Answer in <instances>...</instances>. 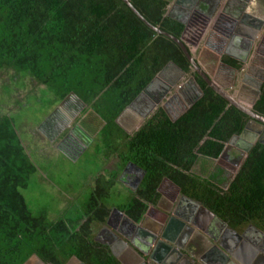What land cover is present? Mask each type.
Masks as SVG:
<instances>
[{"label": "trees", "instance_id": "16d2710c", "mask_svg": "<svg viewBox=\"0 0 264 264\" xmlns=\"http://www.w3.org/2000/svg\"><path fill=\"white\" fill-rule=\"evenodd\" d=\"M171 1L130 0L150 23L181 37L185 24ZM226 62L240 66L229 57ZM171 64L191 72L181 47L123 0H0V88L14 93L17 108L29 85L41 109L74 95L104 121L113 120ZM192 73L202 95L179 115L158 107L117 146L113 165L119 170L110 166L95 175L87 199L79 206L69 201L70 209L54 219L47 211L34 215L27 204L21 189L40 169L14 116L0 105V264L32 258L66 264L72 256L84 264H123L97 236L115 206L108 202L111 191L129 164L141 171V181L116 206L136 222L158 202V186L168 178L229 226L249 222L264 230V144L253 145L228 188L213 181L214 160L250 117ZM260 90L253 110L264 115V81Z\"/></svg>", "mask_w": 264, "mask_h": 264}, {"label": "flooded vegetation", "instance_id": "af4514ba", "mask_svg": "<svg viewBox=\"0 0 264 264\" xmlns=\"http://www.w3.org/2000/svg\"><path fill=\"white\" fill-rule=\"evenodd\" d=\"M221 1H223V3L220 7V14L219 16H216L215 21L211 20L215 7L211 5V11L209 13L194 15V12L190 11L191 18L194 21L200 22V24L202 23L204 25H208L212 22V27L217 31L218 40L224 39L225 36L231 37L235 30H239L241 31V33L246 35L245 37L249 38L245 40H250L251 44L248 46L246 43L240 42L239 48L242 54H236L234 53L236 52L234 51V49L238 48L234 45L232 46V44L228 47V49H226V47H223L222 42H219V46L214 45L211 42L212 47L215 50L218 51L224 48L226 49V53L221 54L219 56L220 59H218L215 54L208 55L205 66L201 67L203 71L206 72L213 80L221 85V87L229 90L236 98L249 99L251 103L253 102L251 105L253 109V105L258 98V93L261 89L262 82L264 81V25L262 30L260 29L259 31H256L254 28L255 25H257L258 27L262 23L259 19L261 18L259 17V14L264 12V0ZM187 3L188 0H178V4L171 7L172 11H174L175 9L183 11L185 15L182 16L185 17L186 21L188 18L187 15L189 13ZM251 9H255V13L256 11L258 12L259 20L250 17L251 14L249 10ZM246 12L249 13L247 14ZM232 14H238V18L232 17ZM251 27L253 29H250ZM254 39L260 40V45L253 46V51L249 54L247 62H240V58H246L245 56L247 55V53L245 54V51L247 52V50L250 49L251 45L255 42ZM208 40L211 41L210 36L207 37L206 42H208ZM225 54H228L230 56H227ZM253 54L255 55L254 57ZM250 56L252 57L251 59ZM228 57L236 60L237 63H240V67H237L238 69H236L235 66L228 64V62H226ZM246 64L248 67L246 68L245 72L247 73L241 71L243 69V66ZM241 65L242 69H239L241 68ZM176 68V66L168 65L161 71L160 74L156 76L150 86L146 90H144L143 93L131 104L130 110L132 112V115L129 116V118L127 116H124L118 119L116 118V120L113 119L104 121L100 119L99 116H97L91 108H87V105L82 101H78L79 99L76 100L74 96H67L64 102L62 101V104H58L55 108L52 107L51 111H49V113L45 117V119H52V125H48L47 127L48 129H51L49 140L52 142V138L55 139L54 136H56L58 131L66 125V119L68 122L72 121L73 119H78V121H76L78 123L80 121L78 115L80 113H83V116L86 115L84 119L88 121L94 118L98 119L96 126L94 125L95 128L88 127L84 121L79 122L78 125L75 124V128L78 127L82 131L83 129H85L84 131L87 132V138L82 139L83 136L81 134L77 135L76 133H74L75 128H73L71 129L73 131H71L64 138V140L59 142L57 145L54 144V146L66 153L68 157L72 158L77 156L85 147H97L98 149H100V151L103 152L104 159H113L114 157H111V155H115L114 153L118 149L117 146L120 145V143L125 139L129 138V136H131L136 130H138L140 125L145 120H147V118L152 115L158 107H163L167 112L173 115L175 114V112H178L176 115H179L187 106L188 102L192 101L195 98H199L202 95L203 92H201L202 90L199 82H197L198 86H196L191 80V77L195 78L192 73L195 71L192 69V67L191 72H184L183 74H181V72ZM195 73L197 74V72ZM184 75L187 76V79L186 81L184 80V82H182L181 78ZM163 76H167V78L162 79L161 77ZM195 80L197 81L196 78ZM179 82L181 83V85H178ZM168 93L170 94L167 95ZM141 98L142 102L140 101ZM73 100H76L78 102V106L76 108H73L72 106L69 107V105H71L70 102ZM84 109L86 110L83 111ZM247 123L249 124L248 132H244V135H242L241 132L240 135L238 134L233 136L229 140V142L226 143L225 149L223 150L222 154L214 160L212 169L209 173V176L213 179V181L217 182L224 188H228L232 183L242 160L247 155L245 154L244 146H246L249 142L251 143L253 137H256V142L261 138L262 133L258 134L259 131L255 124V120H252L250 118ZM113 149H115V151L112 152ZM135 174H140L138 168L134 170V177H136V179L130 181L129 183L125 182V180L121 178V176L119 177L121 183L125 186H128L131 191H136L141 181V177H137V175ZM160 185V187L158 186V192L160 194L159 199L161 201L158 200V205L162 206L165 210H169L170 204H172L173 202L178 204V202H180V197L182 196V194L180 193V191L177 192L176 187L169 182H161ZM116 208L117 207L114 206L110 210V213L108 215V218L110 217V223L108 222V224L114 226L112 222L115 219H120L121 223H123L124 225L127 224L124 228V231L123 229H121L125 234L130 235L132 232L133 234L139 232L144 233L143 229L138 230L136 229V227L130 225L126 219V216L128 218L130 217L124 211H122V214L118 213L117 211H115ZM147 211L149 220L144 224V227H146L147 229H151L154 224H158L160 227H164L160 230L161 232H163L169 224H174V222L171 221L172 219L169 218H167L166 221H163L165 216L162 213H158L156 210L147 209ZM107 221L108 220H106V222ZM178 225L180 224L176 223L175 227ZM112 226L109 227V225L105 223V225L100 229L97 239L102 243L108 244L111 252L112 249L110 246H114L113 248L116 251L117 255L127 264H142V262L144 263L143 260L140 261L136 259L131 251H129L127 248H122L117 245L118 240L112 234V232L115 230ZM180 228V231H178L179 229L177 230L176 228H174L176 230H173L172 228L170 229L173 233H175V235L179 233L177 242L180 243V246L178 247L181 248L183 246L182 244L184 243L182 239L183 237H186L188 229L184 228L183 226H180ZM240 228L248 229L249 227L248 224L241 222V224H239L238 226V229ZM148 231L150 230L148 229ZM171 231L169 232L171 233ZM249 232V239L251 240V237L254 236L255 233L254 231ZM159 235H161V233H159ZM120 236L122 235L120 234ZM143 236L135 237V243L143 252L147 253V257L145 256L147 258H145V264H154L155 262L162 264L167 262L166 264H168L170 262L181 260V258L178 257L177 254L173 252L169 253L164 244L159 243L160 245L158 244V246L157 242H150V237H145L144 239L142 238ZM263 243L264 240L262 241V244ZM215 257L217 256L215 255ZM35 260H33L35 261L34 264H42V262H40L39 260Z\"/></svg>", "mask_w": 264, "mask_h": 264}, {"label": "rangeland", "instance_id": "374dc122", "mask_svg": "<svg viewBox=\"0 0 264 264\" xmlns=\"http://www.w3.org/2000/svg\"><path fill=\"white\" fill-rule=\"evenodd\" d=\"M211 3L215 4V7L213 6L214 12L211 17L212 21H215L216 16H219L220 14V7L222 6L223 1L211 0ZM205 9H207V7ZM174 12L176 13L180 21L185 22L187 30L184 29L183 35L184 37H186V42L189 45L190 51L195 54V57L199 56V58L201 59V55L203 53H208L207 50H204L207 49V47L209 46V40L208 42H206L207 37L210 36L212 38L214 37V35H216L214 31L215 29L211 30L213 28L211 24L212 22L210 23L211 25H204L202 23L200 24V22H196L191 18L190 12L187 15L188 18L186 21L185 17L182 16L185 15L183 11L175 9ZM230 41V36H225L224 40H219V42L223 43V46H225L226 49H228V47L232 44L238 48V53L240 52L242 54L239 48L240 41L236 39V41L233 42L232 40L231 44ZM259 45L260 40H256L251 46ZM254 56L255 55L253 54V57ZM251 58L252 57L250 56V59ZM247 67L248 66L246 64L243 66L242 69L241 65V68L239 69H242L241 71L245 72ZM1 78L2 76L0 75V79ZM186 79L187 76L184 75L181 78V81L184 82V80L186 81ZM179 84L181 85L180 82L178 83V85ZM2 86H4V83L0 84V87ZM25 88V94L28 93V95L26 96V98L24 96L23 100L18 101L19 108H17L16 104H12L13 101H16V96L14 97V93L6 92L0 88V105L3 108L8 109L9 112L14 116L17 127L20 131V135L26 145H29L30 153H32L34 158L37 159V164L40 169L37 173L31 175L28 187L25 189H21L23 195L26 198L27 204L34 215H39L42 212L47 211L48 216L54 219L59 217L61 213L64 212V210L67 212L70 209L68 208V206H70L68 202L71 197H74L76 199L74 200L77 204L76 206L81 205L87 199L89 195V188L85 184L86 180L102 169L104 156L102 154L103 152L100 151V149H98L97 147H90L88 151L83 156H81L80 159L72 162L73 160L71 161L67 157L59 156L55 152H53L52 148L48 147L50 140H44L42 138L43 136L41 135L43 133H40V131L38 130L42 122V119L40 118L48 114L52 108L46 110L41 109L42 107H40V105L35 102V94L31 92V87L29 85H26ZM169 94L170 93H168L167 95ZM142 98L140 99L141 102ZM76 100L71 101V105H69V107L72 106L73 108H76L78 106V102ZM239 100L248 105H251V101L249 99L239 98ZM177 113L178 112H175V114ZM78 117L80 119L79 122L84 121L88 127L95 128L98 119L94 118L88 121L84 119L86 115L83 116V113H80ZM76 121H78V119H73L70 122H68L66 119L67 127L54 139V141H52L57 145L59 142L64 140V138L71 131H73L71 130V127L73 125L75 126V124L78 125L79 122L77 123ZM84 130L85 129H83V131ZM83 131L76 127L74 133H76L77 135L81 134L83 136L82 139H86L87 132L84 131L83 133ZM84 134L86 135V137ZM113 151H115V149H113L112 152ZM111 157H114V155H111ZM114 160V158L109 160L108 163L110 164L108 165L109 167L113 166L114 168H117L119 170L120 166L113 165ZM135 169L136 167L129 164L128 166H126L125 169L121 170L122 172L120 176H122L125 182L129 183L130 181L136 179V177H134ZM141 175L142 174L140 171V174H138L137 177H141ZM131 194V190L127 186L119 182L114 186V189L111 191V195L108 198V202L117 207L116 205L126 203L130 199ZM72 205L73 203L71 204V206ZM65 216H68L67 213ZM118 220L119 219H115L112 224L115 225ZM59 224L60 228H64L63 222H59ZM33 260L35 259L32 258L27 264H34L36 260Z\"/></svg>", "mask_w": 264, "mask_h": 264}, {"label": "water", "instance_id": "95a60500", "mask_svg": "<svg viewBox=\"0 0 264 264\" xmlns=\"http://www.w3.org/2000/svg\"><path fill=\"white\" fill-rule=\"evenodd\" d=\"M123 1L131 8V10L147 26H149L151 29H153L157 33L164 34L165 36H167V37L171 38L172 40H174L181 47V49L183 50L185 56L190 61L192 69L195 72H197V74L199 76H201L207 82V84L215 90L216 93H218L219 95L224 97L228 101L229 104L236 106L239 110H241L244 113H246L252 120H255V124L257 126L258 131H259L258 134L262 133L261 138L257 142H260V143L264 144V139H263L264 138V115H261V114L257 113L256 111H254L252 109L251 105H252L253 102L251 103V105H248V104L242 102L241 100L236 98L229 90L221 87V85H219L206 72H204L202 67H201V65H200V63H199V61L194 57V55L190 51L189 45L187 44L186 37H184V35H182L181 37H177V36L171 34L170 32H167V31L161 29L160 27L153 25L132 5L130 0H123ZM210 2L211 1H209V0H188V3H187L188 12H190V11L194 12V15L208 13V10H209L210 5H211ZM177 4H178V0H173V1H171L170 6H175ZM206 7H207V9H205ZM254 10L255 9L249 10L250 14L253 16L252 17L250 15V17L253 18V19H256V20H259V19L261 20L262 23L258 27H257V25H255V27H254L256 31H259L260 29L262 30L263 25H264V12L261 13L263 15L259 14V17H261V18H259L258 17V12L256 11V13H255ZM247 11H248V9H247ZM237 16H238V14H232V17L238 18ZM182 22L185 24L184 21H182ZM185 30H187L186 25H185ZM240 33H241V31H239V30H235V32H233L232 36L230 37L231 38L230 44H231L232 40L234 42V41H236V39H238L239 41L241 40V43H246L249 46L251 44V41L250 40H245V39H248V37L245 38L246 35H244L243 33H241V34ZM252 38H254V37H252ZM220 40H224V39H220ZM254 41H256V39H254ZM252 51H253V46H251L250 49L247 50V52L245 51V54L247 53V55L245 56L246 58H243V59L240 58V62H242V63L247 62L248 56H249V54ZM172 66H176V65H172ZM176 67H177L176 69H178V71H180L181 74L184 73V71L181 70V68H179L178 66H176ZM235 68L237 69V67H235ZM191 80L196 86H198V83L195 80V78L191 77ZM260 93H261V90H259L258 97H259ZM74 97H76V96H74ZM76 98L79 99L78 97H76ZM197 99L198 98H195L192 101L188 102L187 106L182 110V112L187 110ZM79 101H81V100L79 99ZM59 104H62V102L59 103ZM128 110H130V106H128L125 109V111L122 112L117 117V119L121 118V117H124L125 114H128ZM114 120H116V119H114ZM248 125L249 124L247 123L246 126L244 127V129H243V131L241 133L242 135H244L246 132H248ZM255 138L256 137H253L252 138V142L251 143L249 142L246 146H244L245 154H247L250 151V149L253 147V145L256 143V139ZM162 182L163 183L164 182H169L173 186L176 187L177 192L180 191L179 186L176 185L171 180H169L168 178H164ZM181 197L186 202L192 203L195 206H197L203 212V214H206L207 216L213 218L215 223L217 224V226H219L217 232H219L220 229L224 230V232L222 234H220V236H222V237L219 240L214 234L211 235L208 232H205L204 234H202V233L198 232L199 236L203 237V239H205L207 244L209 245L208 246V254L206 253V255H204L205 260L203 259L204 261H206V263H210L212 259H213V262H214L215 261L214 258H220V259H222L223 262H228V264H251V263H253V264H255V263L256 264H264V255H263V253H261L259 251V250L263 249L261 247H262V241L264 240V230L258 228L253 223H249V225H250L249 228H251L254 232H256L255 233L256 236H254L255 240L251 239V241H250L249 237L246 235L247 233H245V232L241 233L242 235H244V239H242V236L239 234L240 231L237 230L236 227L229 226L223 219H221L217 214H215L214 212L209 210L203 204H201L200 202L195 201V200H193V199H191V198H189V197H187L185 195H182ZM159 201H161V200L159 199ZM158 204H159V202L156 205L149 206L148 209L149 210L153 209V210H156L158 213H162L167 218L172 219L174 221V224L173 223L169 224L168 227H166L163 232H161L160 230L163 229L164 227H160L158 224H154L151 229L148 228L150 230V231H148V229L146 227H144V224L146 222H148V220H149V218L147 216L148 211L146 212V214L144 216V219L141 221L142 223L136 222V221H134V220H132V219H130V218H128L126 216V219H127V221L129 222L130 225L136 227V229H138V230H141V229L144 230V233H140L139 232V233H134L135 234L134 235L133 232H132L129 235V234H125L121 229H117L114 226H112L111 224H108V222L110 223V217H109L107 219L108 221L106 222V224L109 225V227L112 226L113 229H115L112 232V234L118 240L117 245H119V247H122V248H124V247L127 248L129 251H131V253L135 256L136 259H138L140 261L143 260L144 263L142 262V264H145V262H146L145 260L147 259L146 258L147 257V253L143 252L139 248V246L135 243V237L143 236V234H144V236L142 238L145 239V237H150V242H157V245L159 243L164 244L165 248L169 251V253L173 252V253L177 254L178 257L185 259V261H186L185 264L186 263H188V264H198L197 261L200 260L199 257L202 254L199 255L196 251H194V248H192L194 246L187 247L186 245L182 244L183 248L182 247L181 248L178 247V246H180V243H178L177 240H175V239H173L171 237V235L169 234V231H171L170 228H172V229L176 228L177 229V227H175V224L178 223V224H180V226H183L184 228H187L188 231L194 233L197 230V228L201 229L199 227V224H197V222L194 221V220H190L189 218H184L177 210L179 205L174 203V202L172 204H170V209L169 210H165L162 206H159ZM115 211H117L118 213L122 214V211L120 209H118V208H116ZM106 228H108V227H106ZM159 233H161V235H159ZM120 234L122 236H120ZM225 236L230 237V238L234 237L236 239H242L244 241L246 240V244L245 245H244V241H242L243 242L242 244H243V246H245V248L242 246V249H240V255L239 256H238L237 253L233 252V250L229 249L225 245V242H224ZM110 247L112 249L113 255L116 256L123 264H127L124 260H122L117 255L116 251L113 248L114 246H110ZM203 247L207 248L206 246H203ZM244 249L246 250L245 251L246 257L242 256V250H244ZM215 255L217 257H215ZM177 262L178 261L170 262L168 264H176ZM72 263L84 264L76 256H72L67 261L66 264H72ZM166 263L167 262H165L164 264H166ZM42 264H46V263L42 262Z\"/></svg>", "mask_w": 264, "mask_h": 264}, {"label": "crops", "instance_id": "0c3cea01", "mask_svg": "<svg viewBox=\"0 0 264 264\" xmlns=\"http://www.w3.org/2000/svg\"><path fill=\"white\" fill-rule=\"evenodd\" d=\"M215 4H213V3H211V6H214ZM210 6V7H211ZM172 7V6H171ZM211 11V9L209 8V10H208V13ZM249 29V28H248ZM250 29H253L252 27L250 28ZM212 30H214V28H212ZM215 31V33H216V35H214V37H212L211 38V41H209V46L207 47V49H204V50H207L208 51V53H203L202 55H201V59L199 58V56L197 57H195V54L192 52V54L194 55V57L199 61V63H200V65L201 66H205V63H206V61H207V59H208V55H210V54H215L216 55V57L218 58V59H220L219 58V56L221 55V54H224V53H226V49H220V50H215L213 47H212V44H211V42L214 44V45H217V46H219L218 44H219V40L217 39V31H216V29L214 30ZM246 38V37H245ZM249 39V38H248ZM217 42V43H216ZM241 42V41H240ZM233 46V45H232ZM225 47V46H224ZM234 49V48H233ZM234 51H236V52H234V53H238V49H234ZM238 54H241L240 52L238 53ZM225 55H227V56H230V55H228V54H225ZM216 58V59H217ZM162 79H165V78H167V76L165 77V76H163V77H161ZM47 115V114H46ZM70 124V123H69ZM68 124V125H69ZM48 125H52V119H42V122H41V125L39 126V128H38V130L40 131V133H43V134H41L43 137V139L44 140H49V137H50V135H51V129H48L47 127H48ZM67 127V125L66 126H64L61 130H59L58 131V133L56 134V136H54L55 138L62 132V131H64L65 130V128ZM75 126L73 125L72 127H71V129H73ZM55 130V129H54ZM52 134H53V131H52ZM53 141H54V138L52 139ZM51 142L50 141V143H52V145H53V143L54 142ZM55 144V143H54ZM90 148V147H89ZM88 147H85L77 156H75V157H68L67 155H65L60 149H58L57 147H55L54 146V149H52L53 150V152H55L57 155H59V156H64V157H67L68 159H70L72 162H74V161H77L78 159H80L81 158V156H83L87 151H88V149H89ZM59 150V151H58ZM94 150V149H93ZM104 155V154H103ZM109 162V159H104V157H103V167H102V169L100 170V171H98V173H96V174H94V175H92V176H90L87 180H86V186H90V184H91V181H92V179H93V177L95 176V175H97V174H100V173H102L103 171H105L106 169H110L109 168V165L108 164H110V163H108ZM105 167H107V168H105ZM122 172V171H121ZM121 178H122V176H121ZM120 182H121V180H120ZM128 187V186H127ZM129 188V187H128ZM73 200H76L74 197H71V199H69V201H73ZM178 208H177V210H178V212L184 217V218H189L190 220H194V221H196L197 222V224H199V227L201 228V229H199V228H197V230L194 232V233H192V232H190V231H188L187 232V235H186V237L184 238L183 237V239H182V241L184 242L183 243V245H186L187 247H189V246H194V247H192V248H194V251H196L199 255H201L199 258H200V260H198L197 261V263L198 264H228V262H223L222 261V259H220V258H214L215 259V261L213 262V259L211 260V262L210 263H206V261H204L205 260V258H204V255H206V253L208 254V244H207V242H206V240L205 239H203V237H200L199 236V234H198V232H200V233H202V234H204L205 232H208L209 234H214L217 238H218V240L222 237V236H220V234H222L223 232H224V230H219V232H217L218 231V228H219V226H217V224L215 223V221H214V219L213 218H211V217H209V216H207L206 214H203V212L197 207V206H195L194 204H192V203H188V202H186L184 199H182V197H180V202H178ZM170 219V218H169ZM167 220V217L165 216V218L163 219V221H166ZM172 222H174L173 220H171ZM115 224V223H114ZM248 225H249V222L247 223ZM114 227L115 228H117V229H123V231H124V228L126 227V225H124L123 223H121V220L119 219L117 222H116V224L114 225ZM119 227V228H118ZM177 227V230L178 231H180V225H179V227L178 226H176ZM237 228V230H239L240 232H239V234L242 236V239H244V235H242L241 233H247L246 235L250 238V235H249V233L250 232H248L247 231V229L246 228H240V229H238V226L236 227ZM173 230H176V229H173ZM172 233V234H171ZM171 233L169 232V234L171 235V237L173 238V239H175V240H177L178 239V235H179V233H177V235H175V233H173L172 231H171ZM254 236H256V235H254ZM254 236H252L251 237V239L252 240H255L254 239ZM224 237V236H223ZM180 238H181V235H180ZM242 239H236V238H230V237H227V236H225V239H224V242H225V245L229 248V249H231V250H233V252H235V253H237L238 254V256L240 255V249H242V246H243V242L242 241H244V240H242ZM251 241V240H250ZM246 244V240L244 241V245ZM203 246H206L207 248H205V247H203ZM260 246V245H259ZM244 248H245V246H243ZM261 248H263L262 250H259L261 253H263V255H264V243L262 244V247ZM201 249V250H200ZM245 249L244 250H242V256L243 257H246V253H245ZM34 259H36V258H34ZM204 259V260H203ZM221 261V262H220ZM185 259H183V258H181V260H179L176 264H185ZM72 264H74V263H72ZM154 264H162V263H157V262H155ZM186 264H188V263H186ZM251 264H253V263H251ZM256 264V263H255Z\"/></svg>", "mask_w": 264, "mask_h": 264}, {"label": "bare ground", "instance_id": "6f19581e", "mask_svg": "<svg viewBox=\"0 0 264 264\" xmlns=\"http://www.w3.org/2000/svg\"><path fill=\"white\" fill-rule=\"evenodd\" d=\"M248 227H249V225H248ZM247 230H248V232H249V231H253L251 228H248ZM254 233H256V232H254ZM255 235H256V234H255Z\"/></svg>", "mask_w": 264, "mask_h": 264}]
</instances>
